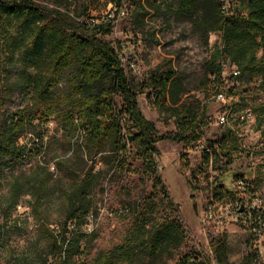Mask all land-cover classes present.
Here are the masks:
<instances>
[{
    "label": "trees",
    "instance_id": "obj_1",
    "mask_svg": "<svg viewBox=\"0 0 264 264\" xmlns=\"http://www.w3.org/2000/svg\"><path fill=\"white\" fill-rule=\"evenodd\" d=\"M78 1L0 0V44L23 47L27 65L36 69L34 73L27 72L15 88L12 83H4V57L0 53V185L6 172L28 160L33 150L37 153L46 150L44 130L55 120L70 152L54 161L55 170L69 178L71 184L61 189L66 201L63 220L56 227L46 224L44 228V235L51 243V264H134L140 250H144L143 254L147 252L152 258L149 264H154L153 259L162 245L177 248L183 243L184 231L178 222L163 221L151 228L135 223L119 245L87 260L97 238L94 223L100 211L95 207L94 193L105 176V169H96V165L102 161L112 168L119 166L129 153L131 142L154 186H162L154 160L158 153L156 143L164 139L197 143L202 137L203 116L175 107L172 112L176 132L157 135L154 123L139 109L119 55V45L108 38L114 18L110 15L78 18ZM124 1L130 6L131 22L138 29L144 27L149 10L159 8L157 0H113L115 14L122 10ZM166 5L191 23L193 33L204 45H208L210 33L219 35L221 43L214 45L209 58L216 88L223 86L224 58L235 65L232 71L235 84L258 81L263 101L255 109L261 116L258 125L264 139V0H170ZM87 9L84 5V14ZM176 81V73L171 68L153 70L142 81L140 91H149L148 97L155 103L169 96L177 104ZM13 90H20L29 101L15 111L4 106ZM227 108L232 112L236 105L233 103ZM27 133L37 138L34 148L21 140ZM214 146L213 155L203 154L205 163L212 157L217 160L218 154L231 161L240 149L238 138L229 128ZM105 153L110 156H102ZM32 169L21 181H13L10 201L5 206L0 203L7 216L0 224V236L7 227L11 209L24 207L17 203L22 194L33 190V204L39 205L53 194V187L47 182L53 179V172L39 163ZM262 179L253 178L255 188L262 189ZM115 212L128 214L129 208L120 207ZM211 243L215 260L228 264L226 235L213 237ZM174 264L207 262L189 253ZM238 264H264L256 257L251 233Z\"/></svg>",
    "mask_w": 264,
    "mask_h": 264
},
{
    "label": "rangeland",
    "instance_id": "obj_2",
    "mask_svg": "<svg viewBox=\"0 0 264 264\" xmlns=\"http://www.w3.org/2000/svg\"><path fill=\"white\" fill-rule=\"evenodd\" d=\"M112 1L80 0L76 4V10L80 13L78 18L107 15L114 18L113 31L108 38L119 45V55L139 109L154 123L157 135L176 132L172 112L176 107L180 111L188 109L203 116L202 137L195 144L171 139L156 143L158 153L154 155V160L162 186H154L151 175L144 171L143 159L136 154L131 142L128 143L130 151L119 166L112 168L102 161L97 163L96 169L104 168L105 176L94 193L95 207L100 211H97L94 223L97 238L87 260L91 261L100 252L119 245L135 223H144L146 228H151L163 221H176L184 231L183 243L177 248L162 245L153 259L154 264H174L189 253L205 259L207 264H221L214 258L211 243V239L220 234L226 235L228 264H238L246 252V240L251 229L250 224L245 222V207L239 212L240 208H236L232 200L237 198L232 184L239 176L263 178L264 181V139L258 125L261 116L255 109L263 101L258 81L235 84L232 76L235 65L224 58L223 86L216 88L209 70V58L214 45L221 43L219 35L210 33L208 45H204L193 33L189 21L167 8L170 0H157L159 8L149 10L150 14L141 29L131 22L130 6L126 1L118 14H115ZM82 4L88 6L85 14ZM0 53L4 57V83H12L16 88L27 72L36 71L33 65H27L23 47L13 48L3 43L0 44ZM168 68L176 73L178 102L173 104L172 98L166 96L155 103L152 97H148L149 91H140V85L151 71ZM219 93L223 94V98L218 97ZM116 101L119 103V98ZM28 103L24 93L13 90L4 106L15 111ZM233 103L236 109L231 112L227 106ZM248 110L252 111L253 119L243 120L241 115ZM221 115L229 116L226 123L220 121ZM227 128L235 133L240 143L236 156L229 161L218 154L217 160L212 157L205 163L203 154L213 155L215 141L222 137ZM21 140L30 147L37 142L31 133ZM44 142L47 144L46 150L38 153L33 150L28 160L6 172L0 185V203L5 206L10 201L13 181H21L23 175L33 172L35 164H43L53 172V179L47 181L48 186L53 187V194L46 202L33 204V190H30L17 201L28 211L18 207L11 209L7 227L0 236V264H51V243L44 235V228L46 224L50 228L56 227L63 220L66 201L62 190L71 184L69 178L56 172L54 161L58 157L68 156L70 152L61 132L57 130L55 120H51L45 128ZM207 147H210V152L205 151ZM102 156L110 155L105 153ZM261 187L264 191V182ZM211 201L215 214L209 218L206 210ZM243 201L248 204L246 197ZM2 205L0 224L7 219ZM120 207H128L129 213L118 215L115 211ZM262 237L260 243L264 246V232ZM143 251L138 252L134 264H149L152 258Z\"/></svg>",
    "mask_w": 264,
    "mask_h": 264
},
{
    "label": "built area",
    "instance_id": "obj_3",
    "mask_svg": "<svg viewBox=\"0 0 264 264\" xmlns=\"http://www.w3.org/2000/svg\"><path fill=\"white\" fill-rule=\"evenodd\" d=\"M234 74H236V72H234ZM218 97L223 98V94L219 93ZM241 118L243 120L253 119V113L249 110L245 111L241 115ZM220 121L222 123H226L228 121V115H221ZM205 151L209 152L210 149L207 147ZM232 188V190L237 194L235 207L240 208L242 205L245 207L244 212L247 214L245 222L250 224L253 237V248L256 253V257L264 261V246L261 245L262 242L260 243V238L263 236L264 232V191L259 188H255L253 179L246 176L237 177L232 184ZM245 197L248 199V204H245L243 201ZM213 206V201H211L206 210V216L209 218L215 214ZM18 208L22 209V211L28 210L27 207H22L20 205Z\"/></svg>",
    "mask_w": 264,
    "mask_h": 264
},
{
    "label": "water",
    "instance_id": "obj_4",
    "mask_svg": "<svg viewBox=\"0 0 264 264\" xmlns=\"http://www.w3.org/2000/svg\"><path fill=\"white\" fill-rule=\"evenodd\" d=\"M130 140H131V137H130ZM242 210H243V205L240 207L239 212H242Z\"/></svg>",
    "mask_w": 264,
    "mask_h": 264
}]
</instances>
